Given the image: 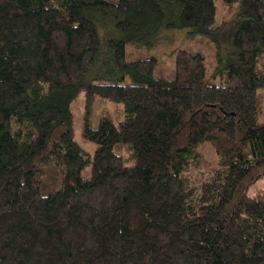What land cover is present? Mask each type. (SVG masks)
Instances as JSON below:
<instances>
[{
	"label": "trees",
	"instance_id": "obj_1",
	"mask_svg": "<svg viewBox=\"0 0 264 264\" xmlns=\"http://www.w3.org/2000/svg\"><path fill=\"white\" fill-rule=\"evenodd\" d=\"M214 1L0 0V264H264V190L247 193L264 174V0H222L239 20L210 72L186 46L163 69L125 54L210 36ZM81 91L122 105L84 119L92 155L72 132Z\"/></svg>",
	"mask_w": 264,
	"mask_h": 264
},
{
	"label": "rangeland",
	"instance_id": "obj_2",
	"mask_svg": "<svg viewBox=\"0 0 264 264\" xmlns=\"http://www.w3.org/2000/svg\"><path fill=\"white\" fill-rule=\"evenodd\" d=\"M215 16L214 27L215 32L210 36H191L183 30H170L160 32L156 42L151 45H143L142 43L128 42L125 45V54L127 58L134 59L137 55H148L155 57L156 64L159 68L163 69L169 67L175 49L179 46H186L193 50H199L204 53L205 64L208 72L216 65V51L219 53V59L221 57H227V60L231 59L230 54V33L233 27L239 20V13L236 3H224L222 0H215ZM110 32V31H109ZM211 37L217 41L218 47L212 41ZM103 80V79H99ZM105 80V79H104ZM259 119H264V88L259 91ZM70 108L73 114L72 132L77 143L89 154L95 150V143L83 138L81 135L82 123L84 119H88L91 125H95L100 116L111 115L112 118L117 121L122 118V105L112 100L101 98L94 95L88 100L83 91H81L76 98L71 102ZM121 115V116H120ZM120 116L119 118H116ZM199 160L198 167H194L193 172L195 175L208 176L217 166V155L214 152L212 145L205 141L198 146ZM126 162L132 164L134 159L130 156L129 161ZM90 174V162H88L82 169L81 175L86 177ZM264 190V174L252 183L247 193L258 192Z\"/></svg>",
	"mask_w": 264,
	"mask_h": 264
}]
</instances>
